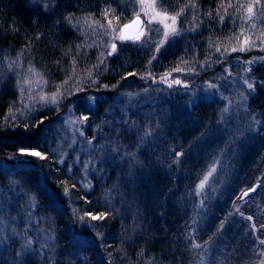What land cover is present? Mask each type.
Here are the masks:
<instances>
[{
    "label": "rangeland",
    "instance_id": "obj_1",
    "mask_svg": "<svg viewBox=\"0 0 264 264\" xmlns=\"http://www.w3.org/2000/svg\"><path fill=\"white\" fill-rule=\"evenodd\" d=\"M163 1L156 0L155 10L176 15L165 10L161 5ZM67 2L64 6H70L69 10H72ZM58 3L60 0H25L27 6L45 14L55 11L54 8L60 14ZM113 3L119 7L115 10L117 13L111 9L104 14L97 13L96 9L94 13L90 9L89 15L87 12L71 14L67 18L63 15L77 38L71 45L70 54L72 57L78 54L80 60L92 55L97 68L105 70L109 57L117 56L126 48L138 47L151 56L140 73L134 72L127 86L120 83L111 89L80 93L77 89L87 78L83 75L87 66L73 71L67 67L68 73L77 74L63 75L62 83L55 85L48 83L46 76L28 57L23 58L20 54L11 57L0 48V78L10 77L14 82L18 113L32 115L41 111L49 116L40 123L38 132L45 151L51 154L49 161H54L56 168L67 165L63 173L82 194H98L101 188L102 209L111 208L116 202H128L125 198L133 195L129 201L132 208L124 214L132 220L135 230L141 224L139 201L145 205L146 199L151 201L146 192L140 191L142 196L134 193L135 187L139 190L137 180L146 173L144 169L148 168L153 174L150 183L158 179L161 182L172 173L180 177L174 180L173 193H168L164 200L170 199L171 208L177 205L179 214H185L180 230L187 243L181 252L185 253L183 264H258L264 259L258 254L264 250V245L254 243L250 226L255 223L257 235L264 238V227H260L264 225V0H260L259 5H255L254 0L244 2L245 6L254 4L252 20L245 22L246 8H240L237 28L228 33L226 43H223L224 53L211 65L213 73L206 76L192 74L182 66L177 68L182 71L155 73L153 63L161 51L173 48L182 36H187L182 40L185 44L193 42L188 38V32L195 33V29L190 30L189 25L180 21L181 13L176 24L179 35H170L157 52V44L164 39V28L159 22L147 24V19L153 15V9L148 7L151 0H145L143 5L140 0H114ZM137 14L144 21L143 27L150 31L138 41L120 42V26ZM159 19L156 17V21ZM244 36H249L254 46L233 52V47L243 46ZM112 42L116 43L117 51L108 56ZM101 59L103 63H100ZM13 61L16 63L10 67ZM248 61L253 63L248 64ZM29 68L39 73L45 82L38 84L39 77L33 76ZM259 72L263 74L262 80ZM164 77L168 82L179 79L182 84L173 83L169 88L167 82H161ZM26 79L32 83L25 84ZM97 79L103 81V78ZM246 80L253 84L254 90L247 88ZM91 81H95L94 76ZM209 84L215 87L209 88ZM182 85L187 87L182 88ZM47 87L52 89L48 91ZM57 89L61 92L58 104L40 100L41 95L52 97ZM92 97L97 98L94 103ZM200 101L214 102L215 111L207 115L209 119L214 117V121H204L198 126L196 137L185 141L176 135L182 132L181 123L190 120L186 111L199 105ZM99 103L103 105V114L99 122L96 121L99 125L91 129L88 120L81 117L96 112ZM259 109L262 110L259 112ZM73 120L77 123H71ZM189 129L197 128L191 125ZM144 151L147 152L144 156L156 155L159 162L145 164L139 156ZM88 162L89 168L85 170L83 165ZM49 163L48 159L43 162L39 157L23 155L0 159V264H90L92 247L102 248L97 225L91 227L92 233L86 223L93 220L86 221L88 215L78 212L68 195L64 193V198H60L48 190L41 166L53 168ZM210 171L212 175L197 194V185ZM53 174H48L49 180H55ZM89 182L91 186L85 187ZM253 186L255 190L244 196L243 192ZM43 192L51 201L43 196ZM44 203L54 213L46 211ZM89 205L93 207V204ZM61 215L65 216L63 223L59 222ZM244 216H252L253 220H246ZM221 222L224 226L218 232ZM57 224H63V231ZM209 237L213 242L205 244ZM29 239L33 241L31 247L23 248ZM193 243L202 247L193 248ZM98 254L96 258L105 264L101 251Z\"/></svg>",
    "mask_w": 264,
    "mask_h": 264
},
{
    "label": "trees",
    "instance_id": "obj_2",
    "mask_svg": "<svg viewBox=\"0 0 264 264\" xmlns=\"http://www.w3.org/2000/svg\"><path fill=\"white\" fill-rule=\"evenodd\" d=\"M67 1L71 4L72 10H69L70 6H64V4L67 5ZM60 2L58 3L60 14H57L56 8H54L55 11L45 14L27 6L25 0H0V48L2 52L4 54L9 53L11 57L18 54L23 58L28 57L34 67L46 76L48 83L51 82L55 85L62 83L63 75L77 74V72L68 73L69 69L73 71V69L77 70L87 66L86 74L83 72L87 78L83 79L84 82L79 87V89H83L80 93H89L104 88L111 89L120 83L127 86L129 77L132 76L130 73H140L141 67L151 60L150 53L138 47L126 48V50H121L117 56L109 57L105 70L103 67L97 68L95 57L92 55H88L83 60L79 59L78 54L72 57L70 48H72L73 43L77 42V38L74 30L65 22L64 17L67 18V16L76 13L85 14L86 12L89 15L90 9L94 13L98 9L97 13L104 14L107 13V9L115 12L119 7L113 3L114 0H60ZM244 2H248V0H164L161 5L165 10L171 14L181 13L180 21L189 25L190 30L194 27L195 33L188 32L190 33L188 38L193 42L189 40L190 42L185 44L182 40L187 36H182L175 42L173 48L161 51L153 63L155 73L175 70L181 66L187 67L195 75L206 76L213 73L210 70H212L216 59L224 53L222 51L223 46L225 47L223 43H226L228 33L234 32L233 30L237 28L241 14L239 6ZM229 4L232 7H228ZM220 16L225 17L223 22H221ZM217 48L220 51H217ZM223 58L226 60L224 56ZM95 66L96 69H94ZM257 71L254 67V72ZM262 73L264 74V72ZM262 73H258L261 80L263 79ZM92 76L95 77V83L91 81ZM98 77L103 78V81H98ZM90 83L92 84L89 85ZM47 88L48 91L52 89ZM17 101L18 93L14 87V82L11 81L10 77L0 78V159H15L21 156V149L40 151L46 157L41 160L46 162L48 159L49 164L53 165V168L41 166L46 179L45 182H47L48 190L51 193L54 191L60 198H64L63 194L67 189V195L82 215H86V212L107 213L103 220L89 221L91 220L89 216L86 219L89 221L86 223L90 229L97 225V231L104 234L101 238L102 248L96 249L94 247L93 249L92 247V252L89 255L90 264L102 263L96 258L99 257V251H101L105 264H109V261L111 264H183L185 253L181 252L187 243L180 230L185 220V214H179L177 205L171 208L172 201L170 199L164 200L168 193L174 191L172 189L175 184L174 180L177 178L179 180L180 177L172 173L171 176L163 177L161 182L158 179L152 180L153 183H150V177L152 179L153 174L148 172V168L144 169L146 173L143 172L141 178L137 180L139 190L135 187L134 193L142 196L140 191L146 192L150 195L151 201L148 202L146 199L147 205L139 201L142 205L141 224L139 229L135 230L132 220L124 214L130 207L132 208L129 201L133 195L130 196V193V197L125 198L129 200L128 202H116L111 208L102 209L100 206L102 197L99 196L101 188L98 194L84 195L81 191L79 192L78 187L71 183L70 177L63 173L66 171L67 165L56 168L55 162L49 161L51 154L45 151L43 143L39 139L40 121L41 119L43 121L48 119L49 116L43 115L41 111L32 113V115H20L17 111L20 108H16ZM213 103L207 104L200 101L199 105L193 107L189 112L186 111L185 115L190 120L181 123L182 132L176 136L185 141L188 139L190 141V138L194 139L199 125L205 123L204 121H214V117L212 119L207 118L208 114L215 111ZM102 107L103 105L99 103L96 112L86 113L91 129L99 125L96 121L98 119L99 122V118L103 114ZM76 110L80 111L79 108ZM260 110L262 109H259V112ZM191 125L196 126L197 129L189 131ZM146 153V151L140 152L139 155L145 164L153 165L159 162L156 155L153 157L144 156ZM50 172L55 173L53 174L55 180H49L48 174ZM124 174L126 175L127 172ZM45 189L42 190L47 192ZM43 194L45 193L43 192ZM43 196L48 198L46 194ZM172 197L174 198V196ZM94 203L97 204L94 205ZM89 204H93V207ZM44 205L47 206L45 207L46 211L54 213L47 204L44 203ZM128 215L130 216V214ZM54 217L56 218L55 215ZM64 221L65 216L61 215L59 222L63 223ZM62 225L57 224V227L63 231ZM91 232L93 233L92 229ZM67 241L68 239L65 242Z\"/></svg>",
    "mask_w": 264,
    "mask_h": 264
},
{
    "label": "snow or ice",
    "instance_id": "obj_3",
    "mask_svg": "<svg viewBox=\"0 0 264 264\" xmlns=\"http://www.w3.org/2000/svg\"><path fill=\"white\" fill-rule=\"evenodd\" d=\"M141 4L143 5L145 3V0H140ZM155 3H156V0H151V3L148 5V7L152 8L153 9V15L150 16L148 19H147V24H152L153 22H159L163 25V28H164V39L163 40H160L159 43L157 44V47H156V51L159 52L161 46H163V44L165 43V41L167 40V38L171 35V36H175V35H179V30L176 28V24H177V18L179 16V13H177L176 15L174 16H169L166 12H159V11H156L155 10ZM254 3L255 5H259L260 4V0H254ZM194 6V5H193ZM228 7H232L231 4L228 5ZM240 8H246V21L247 22L248 20H252L253 16H254V4H248L247 6L241 4L239 6ZM147 15V13H146ZM156 17H159V21H156ZM225 19L224 16H220V20L221 22H223ZM168 21H170V23H168ZM109 24H111V21H109ZM144 25V21H142L140 19V14H137L136 18L132 21V23L130 25H124L123 28L119 29V32H118V38L120 39L121 42H124V41H127L129 39H132L131 36H128L125 34V30L128 29L129 27H132V26H137L139 27L141 30H140V35L139 36H136L135 39L136 40H139L141 36H144L146 35L150 29H146L143 27ZM252 27L255 28L256 25L253 23L252 24ZM170 30V31H169ZM115 31V30H113ZM241 35H243V32L241 33ZM262 36H264V33H262ZM113 40H115V37L113 38ZM262 43H264V40H262ZM242 45L240 48H235L233 47L232 48V51L235 52V51H246V50H249L250 47L254 46V44L251 42L250 40V37L249 36H244V39L242 41ZM117 51V45L115 42H112L111 43V51L107 53L108 56H111L113 53H115ZM217 51H220L219 48H217ZM19 59V57L17 58ZM153 59H155V57H153ZM16 63L15 61L11 62L10 63V67L12 66V64ZM100 63H103V59L100 60ZM248 64H251L253 63V61H248L247 62ZM248 69H246L247 71ZM177 71H182L181 69H177ZM227 71V69H226ZM29 72L32 73L33 76H38L39 77V73H37L33 68H29ZM130 75H135V73H130ZM45 81H43V77H39V80L37 81L38 84L40 83H44ZM161 82H167L168 83V87L171 88L172 87V84L175 83L177 85H181L182 82L181 80L179 79H175L174 81H171V82H168V78L167 77H164L162 78V81ZM25 84H30L32 83L31 80H25L24 81ZM93 83H95V81H93ZM245 84L247 85V88L250 89V90H254L253 89V84L248 82L247 80L245 81ZM184 87H187V85H182ZM107 87V86H105ZM215 87V85L213 84H209V88H213ZM83 89L80 88L78 89V91H82ZM23 89H21V95H23ZM61 95V92H60V89H57V92L55 94H53L52 97H46L44 95H41L40 96V100L41 101H44L45 103H47L49 100L51 101L52 104H58L59 103V97ZM129 96H131V93L128 94ZM91 99V102L94 103L96 101L97 98L95 97H92L90 98ZM31 110V109H30ZM87 110H90V107L87 108ZM69 111H71V109H69ZM226 111V109H225ZM82 120L84 121H87L89 118L88 116H82L81 117ZM41 123H43V119H41L40 121ZM71 123L75 124L77 123V121L73 120L71 121ZM81 135H83V132L81 131L80 133ZM150 133H146V135H148ZM89 143H91V141H89ZM113 151H116V149H113ZM20 154L23 155V156H31V157H39L40 159H45L46 157L44 156V154H42L40 151L38 150H35V149H21L20 150ZM178 156L180 155L179 153L177 154ZM89 164L90 162L88 163H84L83 167L85 170H87L89 168ZM71 170V168L69 169ZM214 171V169H213ZM212 175V172L210 171L207 175L204 176L203 180L197 185V194H199L200 190L204 188L205 186V183L208 181L209 177ZM90 182L88 184L85 185V187H90ZM68 194V191L67 189L65 190V195ZM248 193L245 192L244 193V196H247ZM34 199V198H33ZM73 212L76 213L77 210L76 209H73ZM86 215H88L90 217L91 220L93 221H96V220H103L106 218V215L107 213H101V214H93L91 212H86ZM243 215V214H242ZM244 219L246 220H249V221H252L253 220V217L252 216H244ZM81 220H83V217H81ZM223 222H221V225H220V229H218L217 231L219 232L221 229H223ZM260 227H264V225H261ZM251 233H252V238L254 240V243H257L259 245H264V238H261L259 235H257V227H256V224L253 223L251 226ZM248 231V228L246 227V232ZM101 238H103L104 234L103 233H99L98 234ZM215 235V234H214ZM213 242V238L212 237H209V239L207 241H205L204 243L205 244H210ZM33 241L31 239L27 240L26 244L23 246V248H30L31 245H32ZM41 247H44V245H41ZM193 248H199V247H202V245H200L199 243H193L192 245ZM259 255H261L262 257H264V250H260L258 252ZM18 255H20V253H18ZM111 255V254H109ZM230 255V254H229ZM109 264H111V261H109ZM258 264H264V259H261Z\"/></svg>",
    "mask_w": 264,
    "mask_h": 264
},
{
    "label": "water",
    "instance_id": "obj_4",
    "mask_svg": "<svg viewBox=\"0 0 264 264\" xmlns=\"http://www.w3.org/2000/svg\"><path fill=\"white\" fill-rule=\"evenodd\" d=\"M135 18H136V17H134V18H132L130 21H128V22L122 24V25L120 26L119 29L123 28L124 25H130V24L132 23V21H133ZM140 19H141V18H140ZM141 20H142V19H141ZM140 30H141V29H140L139 27H137V26H132V27H129L128 29H126V30H125V34L128 35V36H131L132 39H129V40L124 41V42H122V43H125V42H132V41H138V40L135 39V37L140 35ZM141 37H142V36H141ZM141 37H140V38H141ZM139 40H140V39H139ZM119 41H120V39H119ZM120 42H121V41H120ZM110 49H111V47H110ZM254 190H255V186H253V187H252L251 189H249V190H246L245 192H247L248 194H250V193H252ZM245 192H243V195H244Z\"/></svg>",
    "mask_w": 264,
    "mask_h": 264
}]
</instances>
